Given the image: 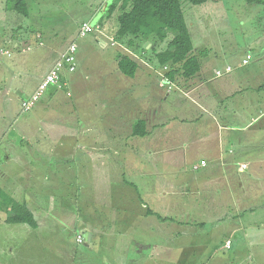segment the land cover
<instances>
[{
  "label": "rangeland",
  "instance_id": "1",
  "mask_svg": "<svg viewBox=\"0 0 264 264\" xmlns=\"http://www.w3.org/2000/svg\"><path fill=\"white\" fill-rule=\"evenodd\" d=\"M95 1L32 0L28 8L37 18L34 22L29 17L9 16L5 12L11 5L7 0H0V48L4 43L7 49L2 59L9 62L15 55L17 62V65L12 62L11 67L0 68V127L4 128L0 131V151L1 156H11L7 175L0 178V189L17 202L26 204L38 222L36 230L25 224H9L5 221L9 217L7 210L0 207V264H128L132 251H142L141 243L131 244L134 238L138 241L144 234L150 237L169 227L156 215L178 220L175 213L168 210L170 207L166 208L167 212L159 210L155 200L160 190L156 182H162L163 178L171 181L182 171H191L189 164H179L175 150V145L187 136L173 133L179 122L174 119L179 117L174 97L165 103L159 101L163 96L160 99L152 96L150 86L147 92L151 100L138 101L134 108L125 107L133 96L118 99L119 113L127 110L135 120L133 123L145 118V130L147 132L149 128L151 137L160 133L158 124L165 122L168 125L164 138L166 144L157 135L151 143L139 136L130 138L133 126H127L126 119L121 131L97 120L101 116L103 120L109 118L105 110L99 109V104L115 105L118 98L115 93L130 87L131 80L122 76L117 85L101 83L109 72L101 64H110L111 58L120 54L116 48V16L102 19L101 31L95 32L100 34L102 45L106 46L97 44L91 36L78 37L75 25L90 20ZM263 2L225 0L226 13L222 16L193 6L199 18L193 35L196 42L202 41L205 45L199 48L200 55L206 54L200 59L201 64L210 66L215 63L222 71L230 66L234 70L231 76L249 68L252 71L254 62L264 59V22L259 20L264 12ZM71 39L79 44L84 65L78 64L69 86L60 88L56 99L53 95L49 98L43 96L29 111H24L22 102L37 91L52 69L55 53ZM113 42L115 47L111 46ZM139 44L142 47L148 45L140 41ZM250 44L253 45L250 47ZM18 49L20 51L16 52ZM249 51L253 59L247 68H242L241 61ZM115 71L116 68L112 67L113 79ZM159 75L163 79L164 74ZM230 80L235 83L232 86L251 87L246 79L239 80L235 76ZM81 83L84 85L80 87ZM160 84L167 86L164 80ZM137 86L139 83L134 82L131 88ZM21 92L29 96L19 100ZM148 105L150 108L143 112L135 110ZM153 111H160L157 115L163 114L161 116L166 119L161 118L162 122L155 124L159 122V116L152 117ZM76 126L78 130L75 132ZM11 132L17 139L9 137ZM157 140H161V147ZM185 144L192 145V138L186 139ZM101 145L104 150L102 159L95 156ZM114 149L116 153L113 155ZM200 153L196 147L186 155L193 157ZM0 162L3 169L6 163ZM79 174L82 177L78 178ZM148 182L155 183L148 185ZM161 191L173 193L174 190H167L163 185ZM145 192L154 196H146ZM169 203L162 200L161 205L168 206ZM225 217L231 216L227 214ZM204 223L206 231L197 240L207 243L209 254L214 247L223 246L229 232L227 227L214 232L207 226V220ZM168 230L165 233L169 237L171 232ZM233 242L236 246L237 242ZM167 245L172 244L168 242ZM168 252L171 254L170 249ZM198 262L205 263V260Z\"/></svg>",
  "mask_w": 264,
  "mask_h": 264
},
{
  "label": "crops",
  "instance_id": "2",
  "mask_svg": "<svg viewBox=\"0 0 264 264\" xmlns=\"http://www.w3.org/2000/svg\"><path fill=\"white\" fill-rule=\"evenodd\" d=\"M31 1L26 0L28 7ZM111 2L113 0L95 1L96 6L94 10H91L90 20H83L75 25L79 38L91 36L97 44L106 46L102 45L103 41L100 38V34H95V32L101 31L99 25H101L100 21L102 19L116 16V13L106 16L107 8ZM224 2L225 0H208L199 7H202V11L217 12L222 16L226 13ZM181 8L192 40V53L199 57V71L189 80L177 75L171 83L165 75H163V79L159 77V74H165V71L169 67L159 64L155 58V54L166 48V43H161L154 51H151L149 50L151 44L147 42L148 45L144 46V52H131L117 44L116 48L119 53H125L130 56L137 64V69L133 77H127L129 81L131 80L130 87L127 86L121 89L119 93H115L118 97L115 105L107 106L104 103L99 104V109L101 111L105 110L106 115H109V118H106V120H103L102 116L97 119L100 120L101 124L105 121L106 124L109 123L110 125L107 127H112L115 131H121L125 124L123 120L126 119V125L133 126L134 130L136 122L133 123L135 120L131 119L127 110L126 113H119L118 99L124 100L125 97L133 96L132 100L129 99L126 102L125 107H133L137 105L138 101L147 102L148 99L151 100L152 98L147 92L151 86L152 96H157L158 99L163 96L159 101L165 103L170 97H174L173 103L179 110V117H174V119H178L179 122L175 124L173 133L176 135L181 133V136L184 134L187 136L185 137L187 140L188 138H192V145H186L184 137V139L175 145L176 153L179 155V164L181 166L189 164L191 171L184 170L180 175L172 177L171 181L163 178L162 182H156L160 188L157 192L159 196L155 198L157 208L167 212L166 208L170 207L168 210L175 213V216L178 217L177 220L175 218L169 219L164 215H156L161 221L162 219H166V221L163 220L162 222H166L164 225L169 224L170 236H166L165 231L168 230L166 228L165 231L160 230L157 234L153 233L155 235L150 237L144 234L143 239L141 238L142 240L136 241L134 238L131 244H135V242L141 243L142 247H138H141L140 250L142 251H132L128 264H196V262L199 264L198 260H205V263L200 264H264V59L259 58L256 60L252 66V71L249 68L246 72H239L234 76H231L234 70L230 66H226L223 71L215 63L210 66H204L201 64L200 59L205 58L206 54L203 52L200 55L199 48L205 45L202 44V41L196 42L193 35V29L198 26L197 20L199 18L195 13L194 7L189 3L183 1ZM30 12L32 13L31 10ZM5 13L9 16L17 15L20 19L28 18L12 9L6 10ZM29 18L37 21V18L31 14ZM84 24L92 26L94 31L81 37L80 30ZM12 40L16 39L13 38ZM114 43L111 45L112 47H115ZM71 45H76L75 70L72 73H63L60 88H67L69 86L71 75L77 71L79 63L81 67L84 65L82 63L83 58L79 54V44L75 39H71L65 43V46L58 53H55L56 60L54 59L55 62L51 68L60 60L61 56ZM252 45L250 44L249 46L251 47ZM0 50L2 51L0 53V68L2 66L4 68L10 66L12 62H15L14 64L17 65L15 55L9 62L2 59L5 57L3 54L7 53L5 52L7 49L4 43ZM19 51L18 49L16 52ZM118 55L111 58L110 64L104 62L101 64L104 70L109 69L107 77L101 82L102 85L109 86V82L112 85H117L120 82L119 79H123L122 76L124 75L118 69ZM248 56L250 57L249 60H247ZM252 59L253 55L249 51L241 61L240 65L243 66L242 68H247ZM112 67L116 68L114 79L111 72ZM48 71L49 69L46 72ZM235 76L239 80L246 79L245 81H248L251 87L247 89L232 86L235 83L230 79ZM77 80L80 81L79 78ZM163 80L167 82L166 87L160 84ZM134 82L139 83V86L131 88ZM243 84L246 86V83ZM82 85L84 84L81 83L80 87ZM159 85L162 88H159ZM50 87L53 88L48 90ZM60 88L49 86L42 97L49 98L52 95L55 97ZM138 89L141 90L138 91ZM19 96V100H22L29 95L24 96V93L21 92ZM97 97L99 98L100 96ZM149 108L148 105L146 108L135 110L140 113ZM153 112L152 117L156 118L159 116V122H154L155 124L162 122L161 118L166 119V117L161 116L163 114L157 115L160 111ZM124 116L126 117L124 118ZM140 120L144 121V128L145 126L147 127L145 118H140ZM165 124V122L158 124L160 133H155L151 137L148 128L146 136L141 138H146L145 140L149 139V143H151L156 139L154 136L157 135L166 144L164 138L168 125ZM75 128L76 132L78 127L76 126ZM2 129L0 127V131ZM12 133L9 134V137L17 139L15 134L11 135ZM116 135L118 136V133ZM134 137L132 131L130 138L133 139ZM161 140H157L160 143V147L162 146ZM101 147L102 145L98 153L95 154L100 159L104 157V150H101ZM196 147L200 150V155H193V157L186 155ZM115 153L116 149H114L112 154L114 155ZM1 160L6 164L2 169L0 162V178H5L11 156L9 154L1 156L0 151ZM243 165L246 166L245 169L241 168ZM64 176L66 175L64 174ZM79 177H82L81 174L78 175ZM60 178L65 177H59L58 179ZM154 183L148 182V185H154ZM163 185L167 190H174L173 193L161 191ZM6 195L15 200L0 189V196ZM149 195L154 196L151 193H146V196ZM176 196L177 198L174 201ZM162 200L163 202L167 201L170 203L168 206H163L161 205ZM200 202L201 205H199ZM206 202L207 204H205ZM7 213L9 214L10 211L7 210ZM227 214H230L231 217L226 218ZM186 216H193L194 219H184ZM7 219L8 217L5 219L6 222ZM204 220L209 222L207 226L211 227L214 232L225 227H227V233L229 232L223 246L220 248L214 247L212 253L209 254H207L209 248L207 243L197 240L206 231V229H203L205 225ZM233 240L237 242L236 246H234ZM168 242H171L172 245L168 246ZM211 242L214 243V240ZM168 249H170L171 254L168 252ZM223 250L230 253L226 254ZM184 255L185 258H183Z\"/></svg>",
  "mask_w": 264,
  "mask_h": 264
},
{
  "label": "trees",
  "instance_id": "3",
  "mask_svg": "<svg viewBox=\"0 0 264 264\" xmlns=\"http://www.w3.org/2000/svg\"><path fill=\"white\" fill-rule=\"evenodd\" d=\"M183 1L192 6H200L208 0H113L106 11V16L116 13V41L127 50L144 52L145 49L140 46L139 41L149 42L151 51L161 43H166V48L155 54V58L159 64L169 67L164 75L170 82L177 75L189 80L200 69L199 57L192 53V40L181 8ZM7 3L11 5L10 9L20 15L30 16L31 12L26 0H7ZM262 4L264 5V2ZM259 20L264 22V12ZM118 56L120 73L129 78L133 77L137 64L125 53H120ZM63 73L58 86H55L57 88L61 87ZM51 88L53 87L48 90ZM133 136H146L143 120L135 123ZM0 200V207L10 211L7 223L25 224L32 229L38 228V222L26 204L8 196H0Z\"/></svg>",
  "mask_w": 264,
  "mask_h": 264
},
{
  "label": "built area",
  "instance_id": "4",
  "mask_svg": "<svg viewBox=\"0 0 264 264\" xmlns=\"http://www.w3.org/2000/svg\"><path fill=\"white\" fill-rule=\"evenodd\" d=\"M93 31L94 28L92 26L84 24L80 30V36L83 37L85 35L91 34ZM75 53L76 45H71L68 50L61 56L60 60L50 70L44 81L39 85L37 91L30 98L22 102V107L24 108V111H29L37 102V100L42 97L43 93L47 90L49 86H58L60 76L63 72H74ZM249 59L250 57L248 56L247 60ZM244 63H246V61H244ZM202 165H204V163H202ZM241 168L245 169L246 166L243 165Z\"/></svg>",
  "mask_w": 264,
  "mask_h": 264
}]
</instances>
